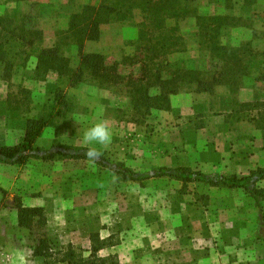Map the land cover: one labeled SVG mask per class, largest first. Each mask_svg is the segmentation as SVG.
<instances>
[{
    "label": "rangeland",
    "instance_id": "rangeland-1",
    "mask_svg": "<svg viewBox=\"0 0 264 264\" xmlns=\"http://www.w3.org/2000/svg\"><path fill=\"white\" fill-rule=\"evenodd\" d=\"M101 2L0 0V17L13 19L12 29L18 35L19 29L25 30L26 42L32 43L14 38L4 47L0 140L5 145H1H19L28 122L45 118L50 125L37 137V146L84 148L76 138L73 117L83 129L102 114L113 140L100 157L137 172L180 166L213 176L241 177L264 168V0H196L191 6L194 15L168 21L169 27L178 28L181 41L177 52L167 56L172 68L163 75L170 77L178 64L200 71L209 84L204 92H197L196 84H183L180 93L173 95L171 111L149 110L132 102L136 80L145 76L146 83L150 77L144 74L146 57L139 49L140 12L127 23L102 26L100 40L89 42L85 49L102 54L108 66H116L124 78L121 83L102 87L87 72L84 81L72 87L70 74L59 77L50 72L44 78L36 71L37 56L56 44L77 68L80 56L67 39L70 18L83 7ZM196 14L229 17L231 25L222 29L219 39L231 49L227 59L211 55L200 38ZM158 92L151 89L152 94ZM58 94L67 103L61 116H56L61 109ZM17 169L13 176L21 174L24 179L23 197L0 187L6 193L0 192L4 201L0 208L12 200L16 206L15 198L23 204L25 197L40 196L46 203L47 226L35 219L33 234L23 227L29 248L23 254L6 248L8 238L1 234L0 264H61L55 257L34 255L37 240L44 236L53 252L73 245L88 259L92 233L109 243L119 241L111 252L118 249L127 260L124 264H264V230L253 199L243 190L202 184L184 188L169 178L123 182L93 162L62 157L31 159ZM259 187L264 189V182ZM109 251L99 257L111 256ZM117 262L118 258L109 259L107 264Z\"/></svg>",
    "mask_w": 264,
    "mask_h": 264
},
{
    "label": "trees",
    "instance_id": "trees-1",
    "mask_svg": "<svg viewBox=\"0 0 264 264\" xmlns=\"http://www.w3.org/2000/svg\"><path fill=\"white\" fill-rule=\"evenodd\" d=\"M196 0H102L98 6L88 5L83 7L79 13L70 18L68 34L69 40L76 47L80 56V64L73 69L71 60L63 54V49L56 44L52 48L43 49L37 56L36 71L45 78L50 72L57 73L59 77L70 74L71 86L75 87L84 81V77L89 72L92 77L98 80L99 86H112V84L121 83L122 75L116 66H108L105 57L100 53H86L85 44L89 41H98L102 35V26L115 23H127L134 18L136 12L143 15V21L138 25L140 42L139 49L146 59L142 62L144 74H150L146 83L143 79L136 82V94L132 98L134 105L138 107L144 104L151 109L171 111V96L180 93V87L185 84L198 85L197 92L208 91L209 84L201 77V72L188 67H180L176 64L175 71L170 73V77H165L163 71L172 68L167 61V56L175 51L181 41L177 36L178 28L168 26V21L181 20L194 15L191 6ZM195 19L199 27L200 38L205 39V44L210 50L212 56L216 54L222 60L227 59L229 47L223 45L219 40L221 31L226 26H230L229 17L227 16H203L196 14ZM13 19L0 17V62H5L6 51L5 45H10L14 38L26 42L22 33L18 35L17 29L11 27ZM11 27V28H10ZM69 46V44H68ZM179 52V51H178ZM9 64H6V68ZM155 72L151 74V70ZM239 71V70H237ZM153 80V81H152ZM214 81V80H213ZM157 88L158 93L152 94L151 89ZM59 96V94L57 95ZM60 98L59 104L61 109L57 111L56 116H61L67 103L63 100L64 95ZM135 107V108H136ZM52 117V116H51ZM52 124V123H51ZM26 135L23 141L14 147L0 146V163L8 165H24L31 159L52 160L56 157H62L71 160H86L83 157L84 148H68L62 146H53L49 150H44L36 145V139L41 131L48 127L49 121L45 118L29 121ZM105 169L116 174L120 181L141 183L152 178H169L183 184L186 188L190 184H202L212 188H226L230 190H243L251 197L258 209L260 217V230H264V189L259 184L264 182V168H257L246 176H213L201 171H195L188 167H161L153 172L140 173L124 164H115L107 161L103 157L93 162ZM4 195L5 191L0 189ZM16 208L19 214V225L24 227L33 234L35 228V219L40 226H47V219L43 208L25 207L21 200L15 198ZM47 233H45L46 235ZM113 238V237H110ZM38 243L34 248V255L45 259L55 257L54 260L61 264H107L109 259L114 257H99V253L111 246L119 245L118 243H109L101 239L97 233L90 235L91 250L88 259L83 254H78L73 245H68L59 253L53 252L49 245L48 236L37 240ZM109 258V259H108ZM118 264V262H117Z\"/></svg>",
    "mask_w": 264,
    "mask_h": 264
},
{
    "label": "crops",
    "instance_id": "crops-1",
    "mask_svg": "<svg viewBox=\"0 0 264 264\" xmlns=\"http://www.w3.org/2000/svg\"><path fill=\"white\" fill-rule=\"evenodd\" d=\"M89 5H92V4H89ZM92 6H97V3H96V5H92ZM89 42H95V41H89ZM89 42H87L85 44V49H86V46L88 45ZM85 49H84V51L86 53H98V52H90V51L87 52ZM174 97L173 96L171 97V101ZM173 104H174V102L172 103V108H173ZM174 106H175V104H174ZM1 144L5 145V143H3L0 140V146H3ZM19 167H21V165H8V164L0 163V187L2 189H5L6 191H10V192L15 193V195L23 197L22 193L24 191V188H23L24 179L22 178L21 174L16 179H14V176H13L14 173L18 170L17 168H19ZM133 183H135V182H133ZM28 197H25L22 199V202H23L25 207L43 208V209L46 208V203L43 201V198H40V196H38V198H34L33 195H31V197L30 196H28ZM13 198H14V196H13ZM0 204H1V206L4 205L3 199H2V201H0ZM24 230L25 229L19 225L18 209L16 208L13 200L10 202L6 201V207L0 208V235L4 234L8 238V240H5L6 241V248H9V250H11V251L13 248L12 252H14L16 254H19L21 251H22V253H20V254H23L24 248L28 249V251H29L28 246H26L28 241L25 240ZM1 239L2 238L0 237V240ZM101 239L106 240L104 237H101ZM12 242L15 244V247L12 246ZM7 243H8V245H7ZM118 247H119V245L107 247V248L103 249L100 253L110 249V251H109L110 255L111 256H117V258L119 260V264H124L127 260H125L120 255V251H118V249H117V251L111 252V250H115Z\"/></svg>",
    "mask_w": 264,
    "mask_h": 264
},
{
    "label": "clouds",
    "instance_id": "clouds-1",
    "mask_svg": "<svg viewBox=\"0 0 264 264\" xmlns=\"http://www.w3.org/2000/svg\"><path fill=\"white\" fill-rule=\"evenodd\" d=\"M77 127L76 138L84 145L83 157L89 162H95L101 156V150L108 148L113 140V132L102 114H98L94 123L83 129L79 128V120L73 119Z\"/></svg>",
    "mask_w": 264,
    "mask_h": 264
}]
</instances>
